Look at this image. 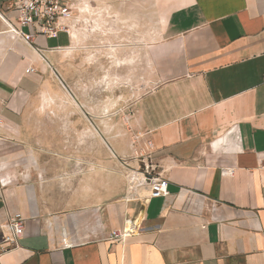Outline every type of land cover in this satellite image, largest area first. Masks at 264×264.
Wrapping results in <instances>:
<instances>
[{"label": "crops", "instance_id": "0c3cea01", "mask_svg": "<svg viewBox=\"0 0 264 264\" xmlns=\"http://www.w3.org/2000/svg\"><path fill=\"white\" fill-rule=\"evenodd\" d=\"M102 3L82 0L68 33L39 35L32 45L9 32L6 22L18 26L16 12L0 18V237L12 216L25 219L18 246L0 248V264H264V0H158L157 35L147 20L141 41L129 27L124 44L105 47L115 70L124 67L117 62L125 50L133 56L125 66L141 55L152 71L137 124L145 144L153 143L146 162L168 181L170 196L146 203L151 191L141 187L138 200L128 201L126 172L113 194L105 186L77 203L73 191L66 205L52 200V156L34 148L28 117L44 96L59 98L57 53L109 8ZM74 160L66 165L72 187ZM86 169L83 184L90 182ZM135 219L139 235L111 240Z\"/></svg>", "mask_w": 264, "mask_h": 264}, {"label": "rangeland", "instance_id": "374dc122", "mask_svg": "<svg viewBox=\"0 0 264 264\" xmlns=\"http://www.w3.org/2000/svg\"><path fill=\"white\" fill-rule=\"evenodd\" d=\"M100 1L109 8L83 23L79 40L57 53L59 63L54 72L60 84L56 85L54 81L60 92L59 98L44 96L40 106L28 117L34 148L52 156L56 175L48 191L58 205L72 202V191L75 203L83 201L89 191L98 193L105 186L107 195L113 194L120 186L122 176L125 178L127 169H131L124 164L138 166L145 148L146 135L137 124L136 105L153 88L152 71L141 55L136 66H125L130 63L125 58L132 55L125 50L118 56L124 59L117 62L124 67L115 70L105 47L124 44L123 39L132 33L129 27H133L132 35L141 41L142 35H146L147 20L149 30L153 27L154 35H157L158 0ZM118 28L122 31L119 38L111 34ZM104 33L109 34L105 37ZM90 34L92 38L88 39ZM102 139L107 143L104 183V176L100 177L98 172L99 156L103 155L99 148L105 147ZM73 156L74 187L68 184L66 171L67 162ZM87 165L91 169L90 176L87 175L90 182L83 184L84 174H89L86 173Z\"/></svg>", "mask_w": 264, "mask_h": 264}, {"label": "built area", "instance_id": "2783aa9c", "mask_svg": "<svg viewBox=\"0 0 264 264\" xmlns=\"http://www.w3.org/2000/svg\"><path fill=\"white\" fill-rule=\"evenodd\" d=\"M82 0H0V18L7 20L6 11L17 13L18 26L10 22H6L12 37L22 40L32 45L34 39L39 36L47 38L57 37L60 33H68L70 27L68 25L74 18L76 6ZM4 9V11H2ZM28 29V32H25ZM44 61L47 62L45 57ZM49 64V63H48ZM50 66V65H49ZM51 67V66H50ZM28 73H34L35 70L30 68ZM153 149V143L148 141L140 155L139 168L134 169L130 164L125 163V167L130 173H135V177H131L127 173L128 182V201L138 200L136 197L137 190L141 187L150 188V196L145 201L148 203L153 199L167 198L170 196L169 183L160 176L153 174L152 165L146 162L150 158L148 150ZM145 150V151H144ZM149 160V159H148ZM142 221L138 219L128 220L121 230L111 233L113 242L125 241L129 237L137 236L142 232ZM9 234L0 237L1 250L7 251L18 246V241L25 233V219L21 214L12 216L9 220Z\"/></svg>", "mask_w": 264, "mask_h": 264}, {"label": "bare ground", "instance_id": "6f19581e", "mask_svg": "<svg viewBox=\"0 0 264 264\" xmlns=\"http://www.w3.org/2000/svg\"><path fill=\"white\" fill-rule=\"evenodd\" d=\"M88 34H89V33H88ZM132 176H133V177H135V176H136V174H135V173H131V177H132Z\"/></svg>", "mask_w": 264, "mask_h": 264}]
</instances>
